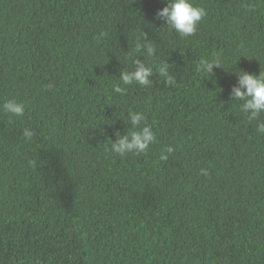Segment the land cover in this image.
Here are the masks:
<instances>
[{"label": "trees", "instance_id": "1", "mask_svg": "<svg viewBox=\"0 0 264 264\" xmlns=\"http://www.w3.org/2000/svg\"><path fill=\"white\" fill-rule=\"evenodd\" d=\"M191 2L185 37L167 0H0V264H264V112L231 95L264 74V0Z\"/></svg>", "mask_w": 264, "mask_h": 264}, {"label": "clouds", "instance_id": "2", "mask_svg": "<svg viewBox=\"0 0 264 264\" xmlns=\"http://www.w3.org/2000/svg\"><path fill=\"white\" fill-rule=\"evenodd\" d=\"M206 15L205 9L195 6L191 0H167V5L157 12V16L165 20L166 24L174 29L181 36H191L196 32L197 24ZM148 53L151 55L153 49L148 48ZM138 67L132 73H122V81L125 85L131 84L133 81L140 85H148V77L152 75V69L145 67L142 62L137 61ZM214 66H219V61H207L202 59L198 66V71L203 69L206 73H211ZM162 75L166 74L164 68L160 69ZM239 86L233 87L231 95L238 99L245 101L242 110L247 112L251 110L250 116L252 119H257L259 114L264 112V74L259 76L242 72L239 75ZM168 83H172L171 78ZM49 88L52 85H48ZM115 92H122L120 87H115ZM3 110L15 116H23L25 106L15 100L6 101L3 104ZM132 124L138 125L143 118L139 113H132ZM258 133H264V122L257 124ZM23 135L27 139H31L34 132L28 128L23 130ZM156 137L152 128L148 125L143 126L138 131H131L129 134L119 137L115 143L112 144V150L120 155L126 153H144L149 146L155 141ZM173 152V148L168 146L160 155V159L165 161L168 159L166 153ZM201 174L207 175L205 169H201Z\"/></svg>", "mask_w": 264, "mask_h": 264}]
</instances>
